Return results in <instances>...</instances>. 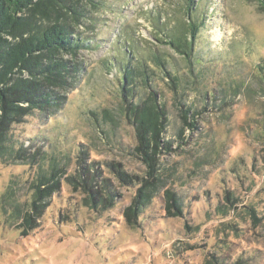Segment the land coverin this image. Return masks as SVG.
Masks as SVG:
<instances>
[{
	"label": "rangeland",
	"instance_id": "1",
	"mask_svg": "<svg viewBox=\"0 0 264 264\" xmlns=\"http://www.w3.org/2000/svg\"><path fill=\"white\" fill-rule=\"evenodd\" d=\"M94 2L81 1L85 13L71 22V37L84 48L75 59L64 56L81 71L62 104L10 130L15 143L35 142L46 155L34 165L0 160V197L11 185L20 214L31 201L30 184L50 171V159L60 172L37 227L20 228L16 218L10 223L6 205L4 214L0 209V264H264V11L258 0H199L192 74L184 56L157 44L150 26L158 15L171 27L184 17V0ZM129 44L140 56L151 48L164 54L178 87L155 70L152 86L167 116L155 155L158 184L131 224L123 213L148 167L133 152L138 141L119 92L121 74L110 68ZM135 90L130 102L148 97ZM186 109L194 129L182 119ZM111 163L132 183H122ZM81 169L89 179L96 176L92 183L103 187L105 198L107 180L111 206H84L89 193ZM166 190L181 213L166 211Z\"/></svg>",
	"mask_w": 264,
	"mask_h": 264
},
{
	"label": "trees",
	"instance_id": "2",
	"mask_svg": "<svg viewBox=\"0 0 264 264\" xmlns=\"http://www.w3.org/2000/svg\"><path fill=\"white\" fill-rule=\"evenodd\" d=\"M81 1L83 0H0V160L2 162L34 165L40 162L37 161V157L40 160L44 158L45 153L40 154L39 150L34 149L35 142H30L29 147L15 143L10 130L13 125L21 123L25 117L34 113H55L62 104L61 95L73 86L75 75L81 71V65L64 56H73L75 59L76 53L84 48L81 41L71 37L73 34L71 22H78L85 13ZM95 4L94 0H86V5L95 7ZM258 4L264 11V0H258ZM183 6L181 11L184 17L173 19L171 27L160 23L158 15L151 19L150 26L157 44L165 45L184 56L188 60L186 63L192 74L196 65L194 64L195 48L200 43L198 40L200 23L197 21L201 16L196 17L199 0H184ZM145 51L147 53L140 56L137 47L132 44L128 47L122 46L115 55L120 60L114 59L110 65L111 69H115L116 74H121L119 92L126 104L125 115L132 120L136 129L138 143L133 152L148 167L147 176L140 179L141 182L134 177L140 182L141 187L136 191L133 205L126 208L123 213L130 224L131 221L136 220L137 214L148 203V189L158 184L156 177L158 160L155 155L159 151L158 139L167 116L163 105L156 100L155 89L152 86L155 82V70L161 71L163 76L172 82L174 89L178 90L177 79L175 80L166 69V56L153 48ZM136 88L147 91L148 97L143 101L130 102V99L136 96ZM188 112V109L184 111L182 119L188 128L194 129L195 123L189 121ZM49 165L50 171L47 174L37 175L30 184L32 197L23 215L20 214L21 211L17 204H14L13 199L10 200L12 186H8L3 192L0 197V209L4 214L7 209L5 205L8 207L10 223L16 218L15 221L21 222L20 228L33 229L38 226L37 221L48 204L47 199L58 189L56 178L60 171L51 159ZM109 165L122 183H132L133 178L122 173L118 164ZM82 176L84 185L81 187L85 193H89V196L83 199L84 206L98 211L111 206L115 195L107 180L103 179V182L107 185L105 189L109 198L102 196L103 187L97 190L96 185L92 183L95 175L89 179L81 169L79 177ZM67 181L70 185H75V181L71 184V177ZM164 195L166 211L170 212V209L174 208L181 213L175 195L168 190ZM226 199L230 200L228 197ZM208 264L211 262L209 261Z\"/></svg>",
	"mask_w": 264,
	"mask_h": 264
}]
</instances>
